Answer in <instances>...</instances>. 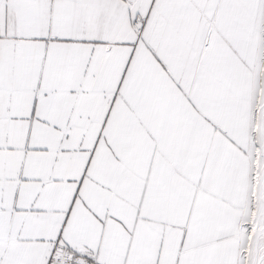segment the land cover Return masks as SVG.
<instances>
[{
	"label": "snow or ice",
	"instance_id": "6c2138e0",
	"mask_svg": "<svg viewBox=\"0 0 264 264\" xmlns=\"http://www.w3.org/2000/svg\"><path fill=\"white\" fill-rule=\"evenodd\" d=\"M0 264H264V0H0Z\"/></svg>",
	"mask_w": 264,
	"mask_h": 264
}]
</instances>
